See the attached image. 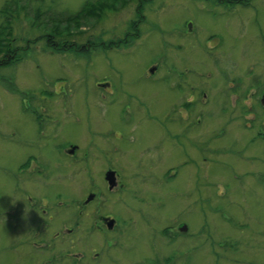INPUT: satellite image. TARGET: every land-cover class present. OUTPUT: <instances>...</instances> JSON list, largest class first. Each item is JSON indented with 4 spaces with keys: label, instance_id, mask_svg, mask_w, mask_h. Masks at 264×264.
Here are the masks:
<instances>
[{
    "label": "rangeland",
    "instance_id": "374dc122",
    "mask_svg": "<svg viewBox=\"0 0 264 264\" xmlns=\"http://www.w3.org/2000/svg\"><path fill=\"white\" fill-rule=\"evenodd\" d=\"M29 1L0 0V25L9 20L13 33L6 39L14 37L17 47L42 30L25 17L32 16L29 7L73 12L88 0ZM135 2L109 1L114 7L100 14L56 26L61 40L82 45L100 37L108 48L116 46L109 51L81 57L37 44L22 61L0 68V264H94L90 258L98 251L95 264H145L156 245L172 247L168 236L182 222L188 223L185 234H205L173 264H264L263 129L243 126L249 116L254 121L246 110L264 90L243 79L264 75V0L233 9L152 0L139 36H128L130 46H117L132 33L126 28ZM18 4V16L7 15ZM218 60L228 73L243 74L236 75L242 81L230 84L224 70L216 76ZM186 66L213 84V97L225 84L231 90L230 111L222 98H212L206 109L216 114L188 131L168 121L178 103L172 81L182 80L177 74ZM232 87L248 91L246 97ZM67 143L65 155L55 151ZM30 152L52 162L50 173L33 162L27 169L32 173L23 172ZM155 176L161 180L156 186ZM190 183L186 198L182 192ZM210 204L229 211L220 216ZM70 229L73 236L65 234Z\"/></svg>",
    "mask_w": 264,
    "mask_h": 264
},
{
    "label": "trees",
    "instance_id": "16d2710c",
    "mask_svg": "<svg viewBox=\"0 0 264 264\" xmlns=\"http://www.w3.org/2000/svg\"><path fill=\"white\" fill-rule=\"evenodd\" d=\"M109 1H114V0H88L86 2H84L82 4V6L73 12H70L69 10L65 9V10H58L57 8H51L50 13H48L49 11H45L44 13L39 11L38 9H32V7L30 8V12L32 14V16L30 15H25L26 18H30V20L32 21L31 24L36 25V28H42V30H36V34L33 35L32 37L26 38L25 43L26 45L24 47H17V43L16 42H12L15 41L16 39L14 37H12V41L11 40H7L6 39V34H11L13 33V29L10 25L9 20H5L3 23L4 25H0V68L3 67L4 65H9L11 62L15 63V62H20L23 59H25L27 53L29 54L30 51L32 52V50L35 48V46L37 44H42V47H44V50L51 52V53H55V54H64V53H69V54H74L75 56H81V57H87V56H91L93 53L95 52H101V51H109L112 48H115L116 46H112L108 48V46L103 45V40L98 37L97 39H94L91 42H86V44H82V45H77L76 43L70 42L68 40H66L64 38V40L59 39V35L60 33V29L56 26L58 25H64L66 23L69 22H78V21H73V20H77V19H82L88 15H92L95 13H101L105 8H109V7H114V4L110 5L108 2ZM152 0H136L135 2V9H134V16H133V20L132 21H128L127 23V30L132 31V33L126 32L125 34L127 35V37H124V40L121 42H117V46H127V45H131L132 43V39L131 42L129 44H126V42L128 41L127 38L128 36L131 38H136L137 36H139L142 27L145 26L146 24V15H145V8L147 6H149L151 3H149ZM200 5L203 6H207L206 4H210L212 7L213 6H223L225 8H237V7H246V6H250L253 3V0H198ZM30 1L28 0V3ZM20 6L19 4L16 6H13L10 9V12L7 14L9 16H12L14 13L16 16H18L19 14V9ZM26 10H28V7L26 6ZM29 12V10L27 11ZM5 15V16H7ZM9 28V29H8ZM185 25H182V34H186L187 31H185ZM132 34V35H131ZM115 42V43H116ZM7 43V44H4ZM113 44V43H111ZM28 56V55H27ZM220 56V55H219ZM25 57V58H24ZM210 57H214V56H210ZM89 58V57H88ZM219 59H222L221 57H219ZM185 62V61H183ZM158 65V64H157ZM186 65V64H185ZM219 67V72H221V74H215L216 76L218 75L219 77L222 76V72L224 74V76H227V82L231 83H235L237 80H240L236 77L237 74H241L239 72H230L228 73L229 69H223L222 64L219 63L218 60V65H216ZM243 75V74H241ZM249 73L248 75H243V79L244 81L246 80V82L244 84H248V82L250 83H254L256 86H260V83L262 81H264V76H256L254 77V81L248 80L249 79ZM177 76H179L182 80L176 79V80H171L173 85L176 88L177 91V95H178V103H176L173 106V112L171 113V115L168 116V121L174 122L176 124H183V127L186 129V131H188V128H199L202 125V122L204 123L206 116L210 117L211 115H215L216 114V110H208L206 109V106L212 102V98L219 99L222 98L223 99V103L222 105L225 106L227 108V110L230 111L229 107L227 105H229L230 100H229V92L231 91L229 89L228 85H223L221 86V90L218 93V98L213 97L214 94L210 92L213 84L209 83L206 79H204L203 81H201V77L197 76L195 74V71H193L190 67L186 66V67H181L180 72L177 74ZM77 79V78H76ZM170 81V82H171ZM242 81V80H240ZM169 82V83H170ZM242 83V82H240ZM99 84V83H97ZM232 90L237 91L239 93L240 98H245L246 94L248 93V91H244V92H239L238 90H236L234 87H232ZM47 95L51 94L50 92H45ZM239 98V99H240ZM227 104V105H226ZM202 106V107H201ZM195 108L198 109L197 113L194 114L195 112ZM26 110V108H25ZM247 113L249 114H253L255 115L254 117V121L249 119V122H244L243 126H249L251 125V127L253 129H257V128H262L263 129V133L260 134L261 135V145L264 146V106H262L259 103V99L256 98L254 103L251 105L250 109L246 110ZM186 114V116H184ZM37 115V116H36ZM35 118L37 120V122L39 123V121L42 123V120L40 119V115H38L35 111ZM185 124H187L186 126H184ZM46 126H44L45 129ZM42 128V126H41ZM176 134V133H175ZM182 134V133H179ZM178 137V133L176 134ZM259 135V136H260ZM177 137L175 139H177ZM258 138V137H257ZM196 140V139H195ZM256 141V140H255ZM70 143V142H69ZM65 144L62 146H57L55 149V151L59 152L61 155H65V151L63 148H66L67 145L69 144ZM40 145V140L38 141H34L33 146H37ZM79 145V144H78ZM36 154V155H35ZM35 154H32L31 152L28 153V155L26 156V158L24 159V165L25 168L23 169V172H27V173H32V171H27V169H29V166L31 164L32 166V162L35 163V168L37 167V169L42 168V173L44 175L50 173L52 167H51V163L49 159L46 158V156L43 153L37 152ZM204 154V152H203ZM202 154V155H203ZM203 158V157H202ZM203 160H205L203 158ZM63 164L62 162L60 163V165ZM55 167H59L60 165L55 163ZM150 164H148L149 166ZM24 167V166H23ZM200 167V164H199ZM37 169L35 170V172L37 173ZM175 171H179L181 169V167H176ZM62 170V169H61ZM150 169H148L149 171ZM62 172V171H61ZM24 175V174H23ZM21 175V176H23ZM32 176L30 178H35L37 174H31ZM28 177V174L26 175ZM25 176V177H26ZM144 176H148V175H144ZM174 176V175H173ZM20 176L17 177V179ZM26 177V178H27ZM24 179V178H23ZM199 179V175H196L194 182H198ZM153 184L154 186H156L157 184L161 183V180L159 177H153ZM44 183V182H43ZM192 183V182H191ZM191 183L187 186V189L184 190V192H182V195L186 198H189L191 195ZM194 184V183H193ZM46 185V184H45ZM44 186V184H43ZM48 186V185H47ZM60 191L57 187L54 188L53 193L54 194H59V199H61L63 197V192ZM52 193V194H53ZM65 194V193H64ZM48 197V196H46ZM69 197V196H68ZM75 197H73L74 199ZM208 196H204V197H200V201L201 200H207ZM57 202V199L54 198L53 202ZM220 200H217L216 202H219ZM199 202H196V205ZM206 205V204H204ZM212 205L210 207L209 210H214L217 209L216 211H218L220 213V216H226L227 212L229 211L225 206H218V204H210ZM31 207V202H30V206ZM214 208V209H213ZM40 213H44L46 211V208H41L39 209ZM54 210H56V207H54ZM187 210L189 212L192 211V206L191 204L188 202L187 204ZM208 210V211H209ZM207 211V210H205ZM215 211V210H214ZM8 213L10 216L13 215L14 213ZM73 216V212L71 213ZM13 219V218H11ZM70 218L67 219V221ZM5 221H7V219H5ZM182 223H178L175 225L174 229L171 230V234H169L168 239H172L171 240V248H167V249H163L160 248L156 245V249L155 251H151V255H150V259L145 261V264H173L177 257L179 256V253H183V254H187L191 249L195 248V246H192V244H198L199 241L197 242V238H201L204 236L205 234V230H201L199 233H197L194 237H192L190 235V233H186L185 232H181L180 227L182 226ZM188 224V223H185ZM241 225H244V223H239L237 224V226H239V229H242ZM246 227V225H244ZM74 233V228L72 229ZM71 233V229L66 231L65 234H67V236H73L70 234ZM179 237L177 238L178 242L173 243L174 241V237ZM117 242L121 243L119 235L116 236ZM204 240H206V238H204ZM24 241H29V240H24ZM224 243H226V241H223ZM222 242V243H223ZM234 242H230V244H233ZM232 246V245H230ZM125 247V242L124 245L120 244V250H123V248ZM213 247V246H212ZM233 247V246H232ZM214 248V247H213ZM176 249V250H175ZM202 250H206L205 248ZM201 250V251H202ZM218 250V249H216ZM220 251V250H219ZM101 254H97L95 257L90 258V260L92 259V263H97L99 257L102 255L101 251H98ZM217 261L221 260V257L219 255ZM53 258L50 259V261H52ZM50 263V262H49ZM76 263V262H75ZM78 264V263H77Z\"/></svg>",
    "mask_w": 264,
    "mask_h": 264
},
{
    "label": "flooded vegetation",
    "instance_id": "af4514ba",
    "mask_svg": "<svg viewBox=\"0 0 264 264\" xmlns=\"http://www.w3.org/2000/svg\"><path fill=\"white\" fill-rule=\"evenodd\" d=\"M264 76V75H263ZM260 85H263V89H264V81H262L261 83H260ZM256 96V95H255ZM257 97V96H256ZM261 100V101H260ZM260 100H259V103L260 104H262L263 106H264V90H263V92H261L260 93ZM258 129H260V128H258Z\"/></svg>",
    "mask_w": 264,
    "mask_h": 264
},
{
    "label": "water",
    "instance_id": "95a60500",
    "mask_svg": "<svg viewBox=\"0 0 264 264\" xmlns=\"http://www.w3.org/2000/svg\"><path fill=\"white\" fill-rule=\"evenodd\" d=\"M106 178H107V180H109L110 184H112V182H113V180H112L113 179V172L112 171H109L106 174ZM111 223H112V221H109V226H111Z\"/></svg>",
    "mask_w": 264,
    "mask_h": 264
}]
</instances>
